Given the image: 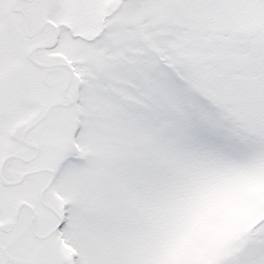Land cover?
<instances>
[{
    "label": "snow or ice",
    "instance_id": "1",
    "mask_svg": "<svg viewBox=\"0 0 264 264\" xmlns=\"http://www.w3.org/2000/svg\"><path fill=\"white\" fill-rule=\"evenodd\" d=\"M0 264H264V0H0Z\"/></svg>",
    "mask_w": 264,
    "mask_h": 264
}]
</instances>
